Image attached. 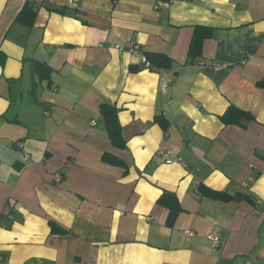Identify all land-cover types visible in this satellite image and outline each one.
<instances>
[{
  "label": "crops",
  "instance_id": "1",
  "mask_svg": "<svg viewBox=\"0 0 264 264\" xmlns=\"http://www.w3.org/2000/svg\"><path fill=\"white\" fill-rule=\"evenodd\" d=\"M157 1L0 0V264H264V0ZM152 50L172 68L146 67ZM30 60L53 68L35 95ZM230 106L252 117L226 124Z\"/></svg>",
  "mask_w": 264,
  "mask_h": 264
},
{
  "label": "trees",
  "instance_id": "2",
  "mask_svg": "<svg viewBox=\"0 0 264 264\" xmlns=\"http://www.w3.org/2000/svg\"><path fill=\"white\" fill-rule=\"evenodd\" d=\"M37 14V9L34 5L26 4L24 8L19 12L16 20L18 22H21L23 24L28 25L31 27L34 23L35 16ZM193 40L191 43L189 56L191 60H194L196 57H199L202 55V43L203 40L211 35V30L209 28L204 27H197L196 31L194 32ZM143 55L146 57L147 61L149 62L151 69H171L173 66V60L166 54L160 53V52H153L152 51H145L143 52ZM30 64L32 67V73L34 76V79L32 80V87L31 91L32 94L35 95L38 89L39 83L42 81L51 80V74L53 72V68L46 64L45 62H40L37 60H30ZM259 85L264 88V79L259 82ZM118 111L119 109L116 106L112 105H103L102 106V113L105 118V124L106 128L108 130V133L110 135V138L114 145L118 147H124L125 146V140L123 138V127L119 121L118 117ZM252 115L248 111L242 110L240 108H237L235 106H230L227 112L222 116V120L226 124L231 123H238L241 124V120L245 118H251ZM156 121L160 124H162L164 127H166L167 120L162 116H156ZM202 193H206L208 196L215 198V199H223V200H230V199H240L241 194L236 195H230L227 192L224 191H218L210 188H201ZM167 197L173 199L172 206L170 207V214L176 215L179 209H181V206L179 204V200L177 197L170 192H164L162 197L159 200L166 199ZM51 225V232L57 233V234H65L68 233V230L65 228H62L58 223L55 221H50Z\"/></svg>",
  "mask_w": 264,
  "mask_h": 264
},
{
  "label": "built area",
  "instance_id": "3",
  "mask_svg": "<svg viewBox=\"0 0 264 264\" xmlns=\"http://www.w3.org/2000/svg\"><path fill=\"white\" fill-rule=\"evenodd\" d=\"M72 3V1H71ZM157 5L159 6H165V7H169L170 4L169 2L167 1H164V0H158L157 1ZM112 48H115L116 50H128V51H131V52H141V46L134 42V41H130V42H127V43H115V44H112L111 45ZM143 62L145 63L146 67H150L149 65V62L147 61L146 57L143 55ZM162 89L165 91L166 90V84H164L162 86ZM161 156L163 158V160L168 163V164H171V163H175V162H178V163H181L183 165H185V161L183 160V158L181 156H177L173 151H163L161 152ZM55 180L57 182L61 181L62 180V176L60 175V173H57L55 174ZM11 202H7V204L5 205V212L6 213H9L10 212V209H11ZM186 234L192 236L194 235V232L191 231V230H187L186 231ZM209 238L213 241V243L218 246L220 244V239L217 237V236H214L213 234H210L209 235Z\"/></svg>",
  "mask_w": 264,
  "mask_h": 264
}]
</instances>
